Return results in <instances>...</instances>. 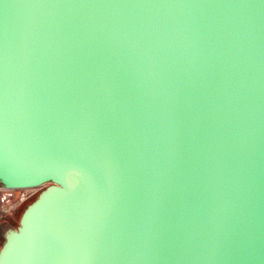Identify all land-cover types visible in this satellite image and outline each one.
I'll return each mask as SVG.
<instances>
[{
  "label": "water",
  "instance_id": "1",
  "mask_svg": "<svg viewBox=\"0 0 264 264\" xmlns=\"http://www.w3.org/2000/svg\"><path fill=\"white\" fill-rule=\"evenodd\" d=\"M48 183L0 264H264V0H0V186Z\"/></svg>",
  "mask_w": 264,
  "mask_h": 264
},
{
  "label": "rangeland",
  "instance_id": "2",
  "mask_svg": "<svg viewBox=\"0 0 264 264\" xmlns=\"http://www.w3.org/2000/svg\"><path fill=\"white\" fill-rule=\"evenodd\" d=\"M50 185L52 183L41 188L27 190L26 198L23 197L25 191L8 190L0 186V249L8 233L20 226L21 218L28 206Z\"/></svg>",
  "mask_w": 264,
  "mask_h": 264
},
{
  "label": "built area",
  "instance_id": "3",
  "mask_svg": "<svg viewBox=\"0 0 264 264\" xmlns=\"http://www.w3.org/2000/svg\"><path fill=\"white\" fill-rule=\"evenodd\" d=\"M36 189V188H34ZM8 190H22V191H26V190H29V189H8ZM26 192L24 193L23 197L26 198Z\"/></svg>",
  "mask_w": 264,
  "mask_h": 264
},
{
  "label": "bare ground",
  "instance_id": "4",
  "mask_svg": "<svg viewBox=\"0 0 264 264\" xmlns=\"http://www.w3.org/2000/svg\"><path fill=\"white\" fill-rule=\"evenodd\" d=\"M5 190H7V189H5ZM25 192H27V190Z\"/></svg>",
  "mask_w": 264,
  "mask_h": 264
}]
</instances>
